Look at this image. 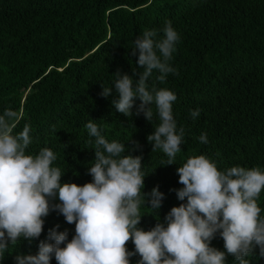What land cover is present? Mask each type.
I'll return each mask as SVG.
<instances>
[{
	"label": "trees",
	"instance_id": "obj_1",
	"mask_svg": "<svg viewBox=\"0 0 264 264\" xmlns=\"http://www.w3.org/2000/svg\"><path fill=\"white\" fill-rule=\"evenodd\" d=\"M166 20L180 37L169 62L178 75L170 73L160 83L154 70L147 83L149 90L155 85L177 97L173 116L185 134L175 164L168 166L166 155L153 152L147 141L159 122L155 105L149 123L143 114L118 113L111 103L114 89L109 98L100 96L102 86L113 87L117 70L139 78L133 76L143 71L138 52L131 55L134 41L145 30L162 35ZM140 103L134 100L133 113ZM7 108L18 116L13 134L26 123L31 126L26 154L45 147L56 154L53 166L64 173L62 184L92 182L88 168L95 159V138L85 128L90 120L109 142L125 144V155L142 156V192L159 186L164 194L156 212L141 204L138 227L151 230L165 223L172 207L186 203L173 190L183 187L176 170L187 158L205 155L219 171L233 166L264 171V0H0V115ZM196 109L200 115L193 119L190 112ZM202 133L206 144L199 140ZM130 140L139 150L132 151ZM257 203L264 216V189ZM42 219L41 236L10 247L0 264L36 255L57 225L58 232L68 231L69 241L75 235V225L58 212ZM210 246L225 251L219 234ZM126 248L135 250L131 240ZM139 259L131 257L130 264ZM245 259L264 264L258 248ZM50 264H57L54 257ZM226 264L238 262L229 255Z\"/></svg>",
	"mask_w": 264,
	"mask_h": 264
},
{
	"label": "clouds",
	"instance_id": "obj_2",
	"mask_svg": "<svg viewBox=\"0 0 264 264\" xmlns=\"http://www.w3.org/2000/svg\"><path fill=\"white\" fill-rule=\"evenodd\" d=\"M145 30L134 41L132 56L138 52L137 64L142 72L133 71L134 80L120 70L113 87H103L100 96L107 99L115 90L111 103L125 117L139 116L152 123L155 105L158 124L147 137L152 151L161 150L167 166L175 164L185 134L177 130L173 116L176 95L167 89L149 90V78L158 71L156 79L163 83L170 73L178 75L170 65L175 45L180 37L170 20L159 30ZM140 105L133 113L134 100ZM200 110L190 112L195 119ZM18 119L11 108L0 115V261L10 247L21 240L38 239L44 228V217L55 211L66 223L75 225V235L68 240V231L49 230L47 241H41L36 255H17L15 264H130L138 255V264H226L232 256L238 264H249L245 257L255 249L264 257V216L258 198L264 189V171L259 167L233 166L219 171L216 163L205 155L186 159L176 170L178 207H172L165 223L157 222L148 231L138 227L141 204L150 205L154 212L162 206L164 194L159 186L143 193L145 174L142 156L125 155V144L109 142L97 123L90 120L85 128L95 138V159L88 168L92 182L83 186L61 183L62 172L53 166L56 154L42 148L38 154H26L32 143L31 126L13 134ZM208 143L206 134L199 137ZM135 143L132 151L139 150ZM89 144L93 141L89 140ZM146 195L150 197L146 201ZM59 201L54 203V201ZM159 221V218L157 219ZM222 238L225 251L211 247L216 235ZM131 240L135 250L129 252ZM61 245H64L61 247Z\"/></svg>",
	"mask_w": 264,
	"mask_h": 264
}]
</instances>
